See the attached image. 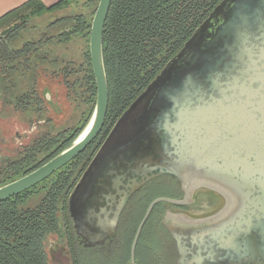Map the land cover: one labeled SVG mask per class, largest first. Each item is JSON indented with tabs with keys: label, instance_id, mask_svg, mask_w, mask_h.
I'll use <instances>...</instances> for the list:
<instances>
[{
	"label": "water",
	"instance_id": "water-1",
	"mask_svg": "<svg viewBox=\"0 0 264 264\" xmlns=\"http://www.w3.org/2000/svg\"><path fill=\"white\" fill-rule=\"evenodd\" d=\"M111 1L99 0L90 28L96 102L87 125L49 162L0 187V203L52 176L101 133L108 108L103 29ZM162 176L173 178L185 196L148 205L130 264L154 207L188 205L200 189L224 203L205 218L167 226L179 252L176 264L197 260L187 257L188 236L193 244L209 236L229 264H264V0H222L122 114L70 195L77 238L111 242L131 197Z\"/></svg>",
	"mask_w": 264,
	"mask_h": 264
},
{
	"label": "trees",
	"instance_id": "trees-1",
	"mask_svg": "<svg viewBox=\"0 0 264 264\" xmlns=\"http://www.w3.org/2000/svg\"><path fill=\"white\" fill-rule=\"evenodd\" d=\"M83 1L61 0L45 7L38 0H29L0 18L1 28L20 19L24 24L27 14L39 18L72 8L70 14L50 23L48 28L55 29V34L27 41L21 47L11 46L8 51L0 47V100L26 118L32 114L42 117L47 109L43 93L48 83L56 80L79 113L71 127L54 134L43 133L25 147L22 158L1 168L0 187L24 177L60 154L83 131L92 115L96 85L89 37L99 0ZM221 1H111L103 29V62L108 85L103 129L69 164L34 188L0 203V264H50L47 245L54 237L65 244L70 264H83L79 255L81 247L74 241L70 195L122 114ZM77 9L82 10L77 12ZM24 27L16 26L11 36H18ZM57 49L61 53H56ZM153 200L144 201L130 220L123 251L127 248L130 252L135 231Z\"/></svg>",
	"mask_w": 264,
	"mask_h": 264
},
{
	"label": "flooded vegetation",
	"instance_id": "flooded-vegetation-1",
	"mask_svg": "<svg viewBox=\"0 0 264 264\" xmlns=\"http://www.w3.org/2000/svg\"><path fill=\"white\" fill-rule=\"evenodd\" d=\"M9 25L10 23L1 28H5V27L8 28L7 26ZM12 31L13 30H9L0 35V47H4L7 51L11 50L12 43L14 42L13 40L15 37L11 36L12 34H14L12 33ZM171 73L165 76V81L166 80L167 82L169 81V76H172ZM48 93H50L49 87L43 93V98L47 103L46 106L47 109H45L46 111L45 115L48 114L49 109L53 113L58 114L60 112V106L55 105V107H51L48 104V100L46 99ZM9 111L16 112L12 106H6L4 104L3 110L2 109L0 110V115L6 116L9 114L8 113ZM16 114L21 115L19 119L22 121V123L27 122L25 124H28V126L30 124L33 129H37L38 125H45L46 123L45 119H42L39 122H30V120L26 119L23 116V114H21L20 112H16ZM41 134L43 133L37 134L27 144L22 143L21 135L18 132L12 133L10 137H8L9 139H6L0 135V169L3 168L8 162L14 159L17 160L20 157L22 158L25 147H27L35 139L39 138ZM3 146L4 147L6 146L8 149H12L13 146L16 147L15 149L13 148L11 151H8L9 154H7ZM153 187H155V189L164 188L165 190H167V194L166 196H164V198L183 199V197L185 196L184 192H182V190L179 188L177 182L173 178L168 176L159 177L146 184L128 201L127 205L125 206L120 216L116 236L113 238L111 242L105 241L103 243H98V242L93 243L91 240H83V242H81V240L77 238L76 235L74 236V241L76 242L77 246H80L82 250L88 252V255L90 256V260L92 262L94 263L97 262L103 254L123 253L122 247L124 246V242L126 240L129 231L128 230L129 222L138 212L139 206L144 201L149 200L148 193L151 192V188ZM153 199L155 200L157 198L154 197ZM200 202H206V203H200ZM223 203H224L223 199L217 194L210 192L208 190L200 189L193 193L192 203H188V205L174 206L167 203L157 204L154 207L148 220L151 219L154 222L155 224L154 227L156 228V230H160V229L162 230L163 234L166 236V241L164 242L159 241L160 242L159 247L155 250L150 251L149 264H176L177 262V259L179 257V252L177 250L174 238L167 230V226L175 225V224L177 225L179 223L183 224V221L184 220L186 221L187 219L194 220V219L205 218L209 215L216 213L223 206ZM178 217L181 218L179 219ZM202 237H203L202 241H200V239H197V244H193L194 240L190 236H188V238L186 239L187 247L191 248V250L187 254V257L189 259L195 257L197 258L196 261H193V264H229V258L223 259L225 253L215 250L214 241L210 239L209 236H202ZM135 260H136V253H135ZM136 263L137 262L135 261V264ZM129 264H130V259H129Z\"/></svg>",
	"mask_w": 264,
	"mask_h": 264
},
{
	"label": "rangeland",
	"instance_id": "rangeland-1",
	"mask_svg": "<svg viewBox=\"0 0 264 264\" xmlns=\"http://www.w3.org/2000/svg\"><path fill=\"white\" fill-rule=\"evenodd\" d=\"M80 2H82V0H80ZM81 10L77 9V12H81ZM72 11V8L69 7L55 13L45 14L39 18L28 16V12H26L27 15H24L25 18H23L26 21L24 24L22 23V19L10 22V25L7 26L8 28H0V35L9 30H13V28H15L16 26L25 25L24 29L19 33L18 36L14 38V42L12 43V46L14 47H21L27 41H38L46 34H55V29L48 28L50 23L54 22L59 17L70 14V12ZM82 11L85 12L86 10L84 9ZM56 53H61V50L58 51L57 49ZM48 87L50 89V93H48L46 97V99L48 100V104L51 107L59 105L60 112L58 114H55L49 109L48 114H43L42 117H39L35 114L30 115L29 118L25 117L26 119H29L30 122H39L40 120L45 119V125H38L37 129H33L30 124L29 126L28 124H25L27 122L22 123V121L19 119L21 115L16 114V112L14 111H9V114L6 116L0 115V135L2 137L9 139L8 137H10L12 133L18 132L21 135L22 143L27 144L37 134L47 132L54 134L65 128L71 127L75 123L76 119L79 116V113L76 110V106L66 99L63 87L59 85L58 81L56 80L50 81L48 83ZM3 108L4 103L0 100V110H3ZM15 147L13 146L14 149ZM4 149L6 150L7 154H9L8 151L12 150L8 149L6 146L4 147ZM166 194L167 190H165L164 188L155 189V187H153L151 188V192L148 193V198L151 199L154 197H164L166 196ZM38 200L39 197L36 198L35 203H37ZM154 226V222L150 219L147 221L146 225L143 228L140 240L136 248V264H149L150 251L155 250L159 247V241H166V236L163 234L162 230H156ZM47 250L50 256V264H70L68 251L65 248V244H63V242H59L56 237L49 240ZM79 252L80 258L83 259V264H90L89 262H92L87 251L80 249ZM129 257L130 252L126 248V250H124L122 254H103L97 262H93L92 264H129Z\"/></svg>",
	"mask_w": 264,
	"mask_h": 264
},
{
	"label": "crops",
	"instance_id": "crops-1",
	"mask_svg": "<svg viewBox=\"0 0 264 264\" xmlns=\"http://www.w3.org/2000/svg\"><path fill=\"white\" fill-rule=\"evenodd\" d=\"M29 0H0V18L6 15L7 13L21 7ZM42 3L45 7H50L61 0H38Z\"/></svg>",
	"mask_w": 264,
	"mask_h": 264
},
{
	"label": "bare ground",
	"instance_id": "bare-ground-1",
	"mask_svg": "<svg viewBox=\"0 0 264 264\" xmlns=\"http://www.w3.org/2000/svg\"><path fill=\"white\" fill-rule=\"evenodd\" d=\"M86 132V131H85ZM85 132L81 135V138L83 137V135L85 134Z\"/></svg>",
	"mask_w": 264,
	"mask_h": 264
}]
</instances>
